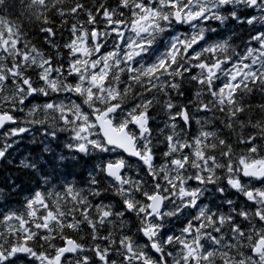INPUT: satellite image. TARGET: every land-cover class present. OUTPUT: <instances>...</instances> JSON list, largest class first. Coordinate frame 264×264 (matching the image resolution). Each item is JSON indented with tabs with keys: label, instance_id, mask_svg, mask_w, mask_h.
Returning <instances> with one entry per match:
<instances>
[{
	"label": "snow or ice",
	"instance_id": "1",
	"mask_svg": "<svg viewBox=\"0 0 264 264\" xmlns=\"http://www.w3.org/2000/svg\"><path fill=\"white\" fill-rule=\"evenodd\" d=\"M0 264H264V0H0Z\"/></svg>",
	"mask_w": 264,
	"mask_h": 264
},
{
	"label": "trees",
	"instance_id": "2",
	"mask_svg": "<svg viewBox=\"0 0 264 264\" xmlns=\"http://www.w3.org/2000/svg\"><path fill=\"white\" fill-rule=\"evenodd\" d=\"M23 148H24V145L22 144V145H21V149H23ZM25 154H26V153H25Z\"/></svg>",
	"mask_w": 264,
	"mask_h": 264
}]
</instances>
